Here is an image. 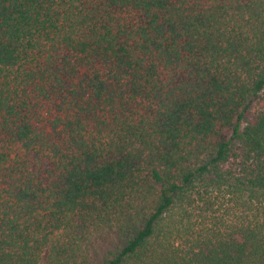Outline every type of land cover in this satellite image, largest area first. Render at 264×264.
Returning a JSON list of instances; mask_svg holds the SVG:
<instances>
[{"label":"trees","instance_id":"1","mask_svg":"<svg viewBox=\"0 0 264 264\" xmlns=\"http://www.w3.org/2000/svg\"><path fill=\"white\" fill-rule=\"evenodd\" d=\"M0 264H264V0H0Z\"/></svg>","mask_w":264,"mask_h":264}]
</instances>
